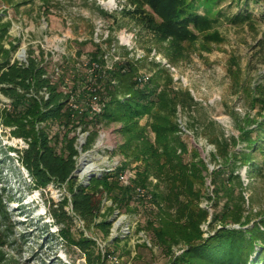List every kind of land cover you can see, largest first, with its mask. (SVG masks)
<instances>
[{
	"label": "rangeland",
	"instance_id": "rangeland-1",
	"mask_svg": "<svg viewBox=\"0 0 264 264\" xmlns=\"http://www.w3.org/2000/svg\"><path fill=\"white\" fill-rule=\"evenodd\" d=\"M172 21L186 29L181 42L168 34ZM6 24L7 35H0V65L38 57L83 112L90 103L84 95L90 87L89 66L106 62L105 57L114 66L133 65L137 77L147 73L149 83L161 81L167 87L170 98L178 101L170 111L172 127L194 133L181 138L188 149L185 160L196 165L191 175L199 201H192L191 208L207 212L199 223L202 241L209 242L223 227H241L227 214L222 218L224 207H232L230 216L239 207L243 221L256 222L264 215L263 154L253 148L254 139L264 134V0H0V27ZM26 105L15 107L0 91V264H89V258L97 264H174L186 254V243L164 249L156 237L162 211H157L155 198L158 180L144 183L154 194L149 205L109 170L116 163V169L124 168L118 146L121 123L100 119L98 139L93 149L84 151L85 130L95 127L94 116H78L70 126L34 116L18 122ZM140 122L150 128L152 120L145 116ZM33 125L37 131L48 129L50 136L58 134L59 152L64 134L78 137L71 181L36 185L20 158ZM195 139L207 140L213 150L203 154L191 145ZM126 165L135 170L136 185L139 163L127 159ZM105 176L130 189L132 197L121 204L115 198L118 191L104 192L98 221L111 222L107 233L81 221L71 207L73 189L90 187ZM59 203H66L72 216L63 224L52 216ZM129 224L131 230L124 229ZM62 228L95 244L86 253L60 236Z\"/></svg>",
	"mask_w": 264,
	"mask_h": 264
},
{
	"label": "trees",
	"instance_id": "trees-1",
	"mask_svg": "<svg viewBox=\"0 0 264 264\" xmlns=\"http://www.w3.org/2000/svg\"><path fill=\"white\" fill-rule=\"evenodd\" d=\"M198 18L200 24L205 25L206 20ZM238 19L239 16L235 20ZM183 28L182 23L172 21L167 27L168 34L181 42L186 36V29ZM8 29L7 24L0 27V35H7ZM177 29H181L179 34ZM98 63L104 67L105 62ZM137 74V69L133 65L118 63L111 70L105 68L96 70L93 76H89V86L96 88L103 102L104 100L106 102L100 114H92L89 107L84 112L73 108L71 93H65L60 89L61 83L55 82L49 76L46 66L35 56H29L26 62L1 63L0 91L15 104V107L27 103L23 111L18 113L20 114L18 122H23L25 117L34 116L38 121H59L65 126H70L78 116L84 117L89 114L94 116L92 122L95 127L85 130L88 135L82 145L84 151L93 149L99 136L96 125L100 119L121 123L122 141L119 144V151L127 159L139 163L136 184L144 185L151 177L158 180L155 198L159 203L157 211L162 210L160 226L155 232L158 242L164 249L181 242L187 245L186 254L176 258L174 264H264V215L256 222L251 219L243 221L244 217L239 212V207L235 209V216L229 214L231 206L224 207L222 218H226L227 214L230 220L241 227L239 229L223 227L209 242L206 239L201 240L199 223L206 220L207 212L204 208H198L194 211L198 214L196 219L191 208L192 201H195V204L199 201V194L194 191L191 175L192 167L196 165L185 160L188 152L186 143L181 138L180 129L172 127L170 117L172 114L170 111L178 101L170 98L169 90L161 85V81H157L156 84L153 82L140 84ZM74 90L76 91V87ZM84 95L88 102L93 92L89 89ZM145 116L152 120L149 125L151 129L147 124L140 122ZM261 128L264 131V127ZM32 129L28 147L21 151L20 158L32 173L36 185L45 187L55 181L61 184L71 181L76 170L75 157L79 155L78 137H70L69 133L64 134L63 147L59 152L56 149L58 134L50 136L48 129L37 131L34 125ZM253 144L255 153L263 154L264 161V134L255 138ZM253 159L254 156L250 157L251 161ZM101 185L103 189L100 188ZM105 191L109 193L118 191L116 196H119L115 198H121V204L132 200L130 189L121 188L112 176H105L102 179H94L90 187L78 186L73 189L71 207L74 215L88 226L94 225L109 232L111 222L98 221ZM55 206L52 216L59 224L71 219L72 216L65 210L66 203ZM251 223L253 224L251 228L243 230L244 225ZM59 234L70 239L86 253L90 246L95 244L93 240L83 237L76 239L69 232H64L63 228L59 230ZM89 264L97 263L89 258Z\"/></svg>",
	"mask_w": 264,
	"mask_h": 264
},
{
	"label": "built area",
	"instance_id": "built-area-1",
	"mask_svg": "<svg viewBox=\"0 0 264 264\" xmlns=\"http://www.w3.org/2000/svg\"><path fill=\"white\" fill-rule=\"evenodd\" d=\"M105 58H106V62H105L104 67L101 66L100 64H98L97 62H93L90 64L89 72L91 73L90 74L91 76L94 75V72L96 70H102L104 68H105V70L113 69L114 63H110L109 60L107 59L108 57H105ZM150 79H151V75H149L147 73H144L138 77V81L140 84H144L146 82H149ZM89 89L93 92V95L90 98V103L88 104V106L90 108V112L92 114H100L104 110L105 103L101 99V96L97 93L96 88L90 86ZM47 96H48V94H46V97ZM71 106L73 108H75L76 110L82 111V109L77 104H71ZM181 127L182 128L179 131V133L181 135H187L188 137L193 136L194 133H192V131L186 129L183 126H181ZM152 135L154 136L153 133H152ZM103 136H105V135L103 134ZM120 143H121V141L118 142V146ZM191 145L194 147H197L201 152H203V154H207L208 152H210L214 148L212 145L208 144L207 140H202V139H199V141H197V139H195L193 141L191 140ZM118 146L117 145L114 147L104 146V148H111L112 149V148H115ZM126 162H127V158L124 155H122L121 163H124V168L123 169H116V168H118L117 166H119L118 163H116L109 170L117 172L116 175H117L119 181L123 185L133 186L134 195L138 201H142V202H145L149 205H152L153 199H154V194H153L152 189H150L149 187H146L144 185L133 184L134 180L136 178L135 170L133 168H130L129 165H126ZM151 179L153 182H155V183L157 182V179H155L153 177ZM130 227H132V226L129 224L124 229L131 230V229H129Z\"/></svg>",
	"mask_w": 264,
	"mask_h": 264
},
{
	"label": "crops",
	"instance_id": "crops-1",
	"mask_svg": "<svg viewBox=\"0 0 264 264\" xmlns=\"http://www.w3.org/2000/svg\"><path fill=\"white\" fill-rule=\"evenodd\" d=\"M152 178V177H151ZM154 178V177H153ZM156 179V178H155Z\"/></svg>",
	"mask_w": 264,
	"mask_h": 264
},
{
	"label": "bare ground",
	"instance_id": "bare-ground-1",
	"mask_svg": "<svg viewBox=\"0 0 264 264\" xmlns=\"http://www.w3.org/2000/svg\"><path fill=\"white\" fill-rule=\"evenodd\" d=\"M111 2H112V1H111ZM111 2H110V3H111Z\"/></svg>",
	"mask_w": 264,
	"mask_h": 264
}]
</instances>
